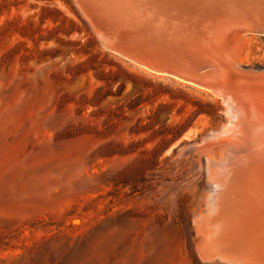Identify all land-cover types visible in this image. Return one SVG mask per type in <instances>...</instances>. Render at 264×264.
<instances>
[{"label":"rangeland","instance_id":"rangeland-1","mask_svg":"<svg viewBox=\"0 0 264 264\" xmlns=\"http://www.w3.org/2000/svg\"><path fill=\"white\" fill-rule=\"evenodd\" d=\"M99 35L82 1L0 0V264H228L200 256L195 224L205 156L232 143L206 141L222 101ZM231 38L264 70V33Z\"/></svg>","mask_w":264,"mask_h":264},{"label":"bare ground","instance_id":"bare-ground-1","mask_svg":"<svg viewBox=\"0 0 264 264\" xmlns=\"http://www.w3.org/2000/svg\"><path fill=\"white\" fill-rule=\"evenodd\" d=\"M83 2L86 8H94L109 17L122 16L129 9H134L149 15L159 12H165V15L189 14L202 20H216L223 25L222 31L215 33L217 49L211 54L219 64L217 73L224 86V89L218 87L216 92L227 99L226 110L231 122L224 124L221 132L218 131L220 137L216 143L224 144L220 141L224 137L232 140V143L218 147L224 148L221 149L223 152H218L219 149L213 151L218 153L216 156H205L204 166L210 188L205 197L206 210L199 212L195 220L201 236L198 250L205 260L222 258L235 264H264V223L260 222L264 219V82H249L238 78L240 74H234L227 67L229 65L233 70L236 65L242 67L236 51V54L231 52L235 48L233 45L230 51L228 40L235 33H264V9H258L257 13L256 9L248 10L235 5L236 2H243L246 6H253L247 0ZM214 75L217 74L214 72ZM201 159L198 158L200 165ZM244 239H250L252 243L259 242L254 258L243 255L246 251L244 244H247Z\"/></svg>","mask_w":264,"mask_h":264},{"label":"water","instance_id":"water-1","mask_svg":"<svg viewBox=\"0 0 264 264\" xmlns=\"http://www.w3.org/2000/svg\"><path fill=\"white\" fill-rule=\"evenodd\" d=\"M88 10L97 24L99 39L105 48L151 74L209 91L212 96L222 101L227 117L225 124L231 122L226 110L227 99L216 92L224 86L217 73L219 64L211 54L217 49L215 33L222 31L221 23L208 18L202 20L189 14L165 15V12H159L149 15L129 9V12L122 16L109 17L94 8ZM227 67L234 74L239 73L238 78L249 82H264V70L243 66L240 68L237 65L234 70L229 65ZM213 71L217 75H214ZM218 137L220 135L217 131L210 134L206 141H216ZM260 222L264 223V219ZM243 236L241 234V238ZM245 242L246 251L243 255L254 258L255 251L259 249V242L252 243L250 239ZM212 261L235 264L222 258Z\"/></svg>","mask_w":264,"mask_h":264}]
</instances>
